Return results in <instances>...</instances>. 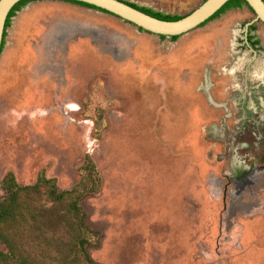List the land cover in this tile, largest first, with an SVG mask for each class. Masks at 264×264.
Here are the masks:
<instances>
[{
    "label": "rangeland",
    "instance_id": "374dc122",
    "mask_svg": "<svg viewBox=\"0 0 264 264\" xmlns=\"http://www.w3.org/2000/svg\"><path fill=\"white\" fill-rule=\"evenodd\" d=\"M127 1L183 16L204 0ZM254 17L230 9L173 41L64 0L22 7L0 56V200L9 172L90 184L91 157V264H264V170L237 181L264 154L240 147L261 133L260 112L241 111L264 94V24L261 50L245 41ZM50 247L53 264H87Z\"/></svg>",
    "mask_w": 264,
    "mask_h": 264
},
{
    "label": "trees",
    "instance_id": "16d2710c",
    "mask_svg": "<svg viewBox=\"0 0 264 264\" xmlns=\"http://www.w3.org/2000/svg\"><path fill=\"white\" fill-rule=\"evenodd\" d=\"M31 1L36 0H20L10 10L5 25L2 51L6 43V28L11 25L12 17ZM64 1L108 13L105 9L83 1ZM125 1L160 19L178 20L183 17ZM244 6L253 12L246 0H229L200 26L218 18L230 9L243 8ZM256 28L257 26L253 24L250 30ZM139 30L144 31L142 27H139ZM159 36L161 38L167 37L162 34ZM179 37L180 35L170 36L173 41ZM253 44H258V40H255ZM85 170L88 173L87 179L90 184L81 180L79 185L68 190H60L56 179L45 175L41 176L36 183L29 185H20L12 172L4 176L2 186L7 191V195L0 200V242L7 247V251L0 250V264H53L50 256V246L53 241L56 242V247L59 250L62 251L64 249L62 246H66L67 254L74 252L76 260L82 257L87 264L94 263L87 250L89 242L87 233L94 231L88 227L86 223L87 213L80 205L86 195L97 191L99 187L98 172L91 157L87 158ZM42 188L45 189L46 198L50 204L42 202ZM51 232H60L61 234L54 239L52 236L47 239ZM67 237L69 241L63 242L62 239ZM58 252L60 253V251Z\"/></svg>",
    "mask_w": 264,
    "mask_h": 264
},
{
    "label": "water",
    "instance_id": "95a60500",
    "mask_svg": "<svg viewBox=\"0 0 264 264\" xmlns=\"http://www.w3.org/2000/svg\"><path fill=\"white\" fill-rule=\"evenodd\" d=\"M20 0H0V56L2 53V42L4 37L7 17L13 6ZM93 4L109 13L120 17L124 21L139 27L144 31L157 35L185 34L209 19L229 0H204L192 12L183 15L178 20H164L148 14L139 8L127 3L125 0H79ZM249 7L253 10L255 17L252 22L260 21L264 24V0H246ZM249 25V24H248Z\"/></svg>",
    "mask_w": 264,
    "mask_h": 264
},
{
    "label": "flooded vegetation",
    "instance_id": "af4514ba",
    "mask_svg": "<svg viewBox=\"0 0 264 264\" xmlns=\"http://www.w3.org/2000/svg\"><path fill=\"white\" fill-rule=\"evenodd\" d=\"M243 8H247V7L244 6ZM234 9H237V8H234ZM238 9H242V8H238ZM254 16H255V14H254ZM253 19H252V21H253ZM252 21L249 23L248 31L246 32L245 41H246V46L249 47V49L256 52V51L262 49V47L260 45L261 40L254 34V32L257 30V28L255 30H250V27L253 24H255L257 26L256 22H260V21H254V22H252ZM7 29L8 28H6V31H7ZM255 40H258V44H253V42ZM263 73H264V68L262 69L261 73L255 72V74H254V76H256L255 77L256 79H253V80H254V82H256V86L259 87V90H260V88H261V90H264V74ZM257 96H258L257 92L255 93V91H253V93L251 94V97H250L251 99L249 100V103L253 104L254 107L253 108L251 106L249 107V103H247V100H246L245 106L249 107L250 109L241 110L242 113L246 112L249 114L251 112L252 115H255L254 112H260L259 117H258L260 119L259 120V129L260 130H258V128H257V130H258V132H261V133L256 135L257 136L256 137L257 142L254 145H252L249 142H241L240 143V147L245 148L246 150L252 149V148L253 149H256V148L264 149V133L261 131L262 128L264 129V94L262 93L261 97H257ZM242 103H244V102H242ZM247 104H248V106H247ZM214 131L216 132L217 130L215 129ZM259 161H260V164L255 163L252 166H242V165L235 164L242 169V171L239 174H237V181L244 182V183L248 184L247 180L249 179L250 176H252L256 171H260V172L263 171L264 170V154L261 157H259ZM232 172H234V171L232 170Z\"/></svg>",
    "mask_w": 264,
    "mask_h": 264
}]
</instances>
